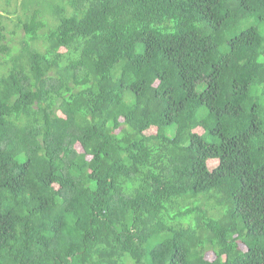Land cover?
Instances as JSON below:
<instances>
[{
    "label": "trees",
    "instance_id": "16d2710c",
    "mask_svg": "<svg viewBox=\"0 0 264 264\" xmlns=\"http://www.w3.org/2000/svg\"><path fill=\"white\" fill-rule=\"evenodd\" d=\"M0 264H264V0H0Z\"/></svg>",
    "mask_w": 264,
    "mask_h": 264
},
{
    "label": "rangeland",
    "instance_id": "374dc122",
    "mask_svg": "<svg viewBox=\"0 0 264 264\" xmlns=\"http://www.w3.org/2000/svg\"><path fill=\"white\" fill-rule=\"evenodd\" d=\"M19 1H22V0H19ZM10 10L12 11L13 10V7L10 8ZM18 14H19V12H18ZM16 17H17L16 15H12V14L9 16V18H11V19H15ZM8 25H9V29H8L9 31H12V30L15 29L13 23H8ZM22 34H23V31H19L18 36L15 37V38L16 39H20L21 36H22ZM173 133H174V131H173Z\"/></svg>",
    "mask_w": 264,
    "mask_h": 264
}]
</instances>
